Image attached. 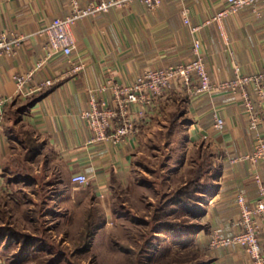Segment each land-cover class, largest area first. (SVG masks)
<instances>
[{"label":"crops","instance_id":"crops-1","mask_svg":"<svg viewBox=\"0 0 264 264\" xmlns=\"http://www.w3.org/2000/svg\"><path fill=\"white\" fill-rule=\"evenodd\" d=\"M88 2L81 0L83 6ZM224 5V0H162L157 9L149 10L134 1L129 6L79 20L73 27L76 49L72 57L56 56L34 74L30 84L49 78H57L56 83L7 106L0 125V195L7 190L8 167L15 155L13 143L19 142L15 133L23 126L40 143L31 161H41L65 188L76 185L71 181L73 175H87L90 183L85 186L105 208L107 216L113 189L125 187L131 181L142 132L160 119L165 124L161 127L168 128L164 122L169 111L181 105V131L187 134V143L207 145L204 148L213 161L214 184L208 209L219 211L221 216L212 225L225 231L240 230L237 195L243 194L253 203L259 197L255 174L259 173L264 181L262 166L240 160L252 153L257 135L264 137V116L258 129L249 128L241 91L194 96L187 89L176 87L160 96L155 106H148L142 117L137 114L141 105L134 104L136 131L120 143L92 142L93 132L83 117L90 110L93 97L113 106L110 85H129L148 68L193 59L195 38L201 42V54L213 81L233 79L235 66L247 75L263 72L264 17L255 15L251 7L225 18L221 24L203 25L196 33L191 31V27L204 24ZM183 7L190 9V25L183 21ZM69 13L67 0H0V31L27 37L16 55H0V97L16 93L15 76L26 74L43 58L44 38L38 34L40 29ZM77 62L83 63V69L72 75L68 71ZM247 91L256 99L254 85L247 86ZM215 111L226 123L220 133L213 128ZM261 112L264 114V110ZM260 223L263 243L264 219ZM1 254L0 264H6ZM232 258L235 264H248L247 254ZM221 261L216 256L212 264Z\"/></svg>","mask_w":264,"mask_h":264},{"label":"rangeland","instance_id":"rangeland-1","mask_svg":"<svg viewBox=\"0 0 264 264\" xmlns=\"http://www.w3.org/2000/svg\"><path fill=\"white\" fill-rule=\"evenodd\" d=\"M181 112V105L169 111L168 128L160 119L142 132L131 181L113 189L107 216L87 186L65 188L41 161H31L40 143L19 126L0 195L5 263L212 264L219 256L221 264H235L234 255H246L240 245H210L214 231L239 230L212 225L221 215L208 209L203 192L214 184L213 161L207 145L187 143Z\"/></svg>","mask_w":264,"mask_h":264},{"label":"built area","instance_id":"built-area-1","mask_svg":"<svg viewBox=\"0 0 264 264\" xmlns=\"http://www.w3.org/2000/svg\"><path fill=\"white\" fill-rule=\"evenodd\" d=\"M134 1L141 2L149 10L157 9L162 2V0H89L88 4L83 6L81 0H67L70 13L62 19L46 24L38 32L44 38L43 58L26 74L15 76L16 93L0 97V125L5 119L7 106L12 101L17 98L29 97L56 83L57 78H49L36 85L30 84L34 74L43 69L56 56L72 57L76 49L73 27L79 20L129 6ZM224 2L222 10L205 21L204 24L191 27V31L196 33L203 25L221 24L225 18L238 13L245 7H251L255 15L264 17V0H224ZM181 15L185 24L190 25L189 7H183ZM26 38L22 34L0 31V55H16ZM200 49L201 42L195 38L194 58L190 61L168 67L148 68L129 85L117 83L110 85L113 94L112 107L93 97L90 110L83 114L93 132L92 142L120 143L125 141L130 134L136 131L132 106L134 104L141 105L142 108L138 110L137 114L142 117L146 114L148 106H155V102L160 96L173 91L176 87L185 88L194 96L222 91H241L249 118V128L251 130L258 129L264 116L261 112L264 110V71L247 75L242 72L239 66H235L233 79L215 82ZM83 66L81 62L73 63L68 72L72 75L78 74ZM249 85H254L256 99L248 93L247 86ZM259 107L262 109L261 111H259ZM225 127L224 118L215 111L213 113L214 130L220 133L225 130ZM256 139L257 142L252 153L240 157V160L250 161L264 168V137L257 135ZM71 181L80 185L90 183L89 177L81 173L73 175ZM255 181L259 188V197L253 203L243 194L237 195L236 198L239 211L237 221V225L240 227L239 232L231 236H224L219 231H214L210 245L214 248L240 245L247 254L248 264H264V248L260 237L262 231L260 221L264 219V181L259 173L255 174Z\"/></svg>","mask_w":264,"mask_h":264},{"label":"trees","instance_id":"trees-1","mask_svg":"<svg viewBox=\"0 0 264 264\" xmlns=\"http://www.w3.org/2000/svg\"><path fill=\"white\" fill-rule=\"evenodd\" d=\"M203 193H206L207 195H209V196H207L208 198H210V195L213 193V185L212 186H210V188L209 189H207V191L205 192H203ZM199 229L201 230H203V229H206L205 227H199Z\"/></svg>","mask_w":264,"mask_h":264}]
</instances>
